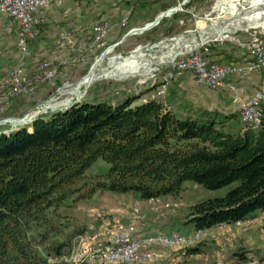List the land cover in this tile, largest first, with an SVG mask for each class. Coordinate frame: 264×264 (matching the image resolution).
Instances as JSON below:
<instances>
[{"label":"trees","instance_id":"1","mask_svg":"<svg viewBox=\"0 0 264 264\" xmlns=\"http://www.w3.org/2000/svg\"><path fill=\"white\" fill-rule=\"evenodd\" d=\"M177 2L135 0L121 34L132 19L145 16L148 6L156 4L160 12ZM180 15L159 23L168 26L165 35L175 31ZM224 53L231 63L243 54L224 43L205 55L224 64ZM105 88L95 86L79 103L0 134V264H72L65 257L89 228L61 210L105 192L150 200L179 196L187 181L207 189L239 183L224 197L192 205L184 216H170L161 225L169 231L207 230L264 212V117L254 126L217 111L178 115L157 97L134 105L148 89L103 94ZM100 157L110 163L109 173L87 176ZM209 247L203 240L185 252L202 254ZM248 253L241 248L233 257L247 260Z\"/></svg>","mask_w":264,"mask_h":264},{"label":"rangeland","instance_id":"2","mask_svg":"<svg viewBox=\"0 0 264 264\" xmlns=\"http://www.w3.org/2000/svg\"><path fill=\"white\" fill-rule=\"evenodd\" d=\"M183 1L184 0H178L177 5L172 8L179 6ZM190 1L191 0H188V2L176 12L181 13L182 16L180 15L181 17L176 21L175 31L168 36L165 35L168 26L162 28L159 27V23L165 18L170 19L171 16L176 13L164 17L158 24L150 29L129 34L125 39H123V37L131 29L143 28L148 23L153 22L157 16L151 21L143 23L141 26L129 28L124 34L114 29L108 42L104 46H100L86 53L85 61L70 68H63L61 66L54 68L57 74L55 84L50 83L48 80L40 82L37 87V92L33 96L16 99L14 104L7 110V113L0 116V134L10 132L13 127L11 121L3 123V120L8 118L12 120L22 119L39 111L44 104L52 103L51 107H53V109L49 110L53 111L68 108L78 99L77 95L71 93L72 90L79 84L83 77L89 74L92 67L97 64V61L102 58L103 55L104 58L100 63L99 73H106L111 69L110 63L112 58L119 56L121 59V57L130 56L137 49H140L144 53L143 61L149 63V71L137 69L138 73L135 74L98 78L87 87L86 91L85 87L81 89L82 95L79 96L80 101L87 96L88 90L96 86L106 87L102 91L103 94L109 92L111 89L114 91L120 89L137 91L148 89L140 100H142V98L157 97L164 101L172 100L178 105L191 104V100L187 98L190 96V92H186L180 87L179 79L183 76L173 80L168 85L163 96L158 97L156 95L159 81L168 73L171 61L176 57L179 58L178 56H180L182 52H186L189 48H195L197 44L203 48L207 45V42L214 39L219 40L220 38H225L224 36H240L247 39L248 34L239 33L241 29L253 30L254 28H258L264 30V25H252L240 19V17L248 15L253 11L250 7L249 0H239L235 2L234 4L237 6L236 8H231V11L224 9L221 11L222 8L227 7L226 4L222 3L223 0H219V2H217L218 0H196L193 5L188 7L187 5ZM123 2L124 0H72L67 6L73 10V18L75 20H78L82 16H88L93 18L95 22L104 19L113 21L114 17L129 12V10H122L121 4ZM157 6L158 5H150L148 8L150 10H152V8L157 9ZM63 10L64 9L58 8L55 10L54 15L56 18L60 16ZM148 12L149 11L146 10L145 14L150 16ZM154 29L157 30L154 31ZM71 33L74 34L75 37H78L75 30ZM57 34V30L54 29L52 25H49L43 31L42 39L38 41L37 44L32 45L34 57L28 62V72H33V70L37 68L36 66L47 58V55L55 46ZM202 38H206V40L201 41ZM15 43V32H6L0 25V72L5 71L17 63L18 53ZM225 43L230 44L227 42ZM174 55L176 57L172 58ZM226 57V53L222 54L223 60H226ZM65 72H67V76H64ZM153 80H156L157 83L152 84ZM140 82H145L141 85L142 87L139 86ZM153 85L156 86V88H152L151 86ZM110 167V163L105 158L100 157L87 169L86 175L89 177H103L109 173ZM238 185V182H233L219 189H207L194 181H187L179 196H172L173 198L170 201L163 200L165 197L150 199L148 207L150 213L148 212L149 214L141 216L142 208L137 206L133 208V216L136 220H144L145 218V220H147L146 222L151 225H163L170 216H184L190 206L208 199L224 197ZM104 194H106V197ZM124 195L132 196L129 194H114L110 192H105L101 195L98 194L91 199L93 201H83L87 204V207L84 208L85 210L81 209L80 212L88 214L91 211V207L98 204V202L100 203L103 198L105 200L107 198L106 202L111 206L115 197L117 198L118 196L121 197ZM109 213L108 211L107 214ZM97 218L99 219V217ZM97 218H94V220H97ZM106 218L111 219L108 215ZM79 220L88 223L89 219ZM111 225L112 222L105 224L103 227L96 228L95 230L89 231L88 229L89 232L87 231L86 233L88 237L87 241H104L113 231ZM180 232L186 231L183 229L180 230ZM206 232L207 234L204 236L203 240L208 242L210 247L206 248L204 253L189 255L185 252L186 247L161 249L156 259L145 264H264V212H260L247 220L234 224H220L212 229H207ZM77 246L78 244H75L73 250L77 249ZM79 247L80 246H78V248ZM241 248L249 252L247 260H238L233 257L234 252ZM65 260H69V256L65 257Z\"/></svg>","mask_w":264,"mask_h":264},{"label":"built area","instance_id":"3","mask_svg":"<svg viewBox=\"0 0 264 264\" xmlns=\"http://www.w3.org/2000/svg\"><path fill=\"white\" fill-rule=\"evenodd\" d=\"M71 1L0 0V25L6 32H15L18 53L17 63L0 72V116L7 113L16 99L33 96L40 82L48 80L55 84L57 74L54 68L76 66L85 61L87 52L108 42L115 29L114 23L104 19L96 22L89 30L83 26L76 27L73 10L67 6ZM57 8L64 9L58 18L54 15ZM223 9L231 11L228 6L221 11ZM129 15V12L124 15L122 27L128 25ZM49 25L58 32L55 46L33 72H28V62L34 57L32 45L39 40L42 29ZM134 29L127 34H131ZM74 30L78 37L71 33ZM239 33L248 34L247 39L240 36H224L225 38L207 42L203 48L197 44L195 48L182 52L179 58L176 57L177 59H173L169 64V71L159 81L156 95L163 96L173 80L188 72L194 75L200 85L212 89L226 87L236 92L237 85L228 81L230 76L234 73L245 75L258 70L261 73L260 87L243 103L240 118L244 123L259 125L264 117V30L241 29ZM225 42L243 52L241 63L222 64L205 55L209 47ZM64 76H67V72ZM143 83L145 82H140L139 86ZM156 83V80H153L152 84ZM47 104L40 109L46 108ZM11 120L8 118L3 122ZM206 234L203 229L191 232L138 234L134 223L117 221L113 231L104 241L88 242L87 234L81 235L76 242L80 247L77 246L66 261L72 264H145L156 259L161 249L190 247L201 242Z\"/></svg>","mask_w":264,"mask_h":264},{"label":"crops","instance_id":"4","mask_svg":"<svg viewBox=\"0 0 264 264\" xmlns=\"http://www.w3.org/2000/svg\"><path fill=\"white\" fill-rule=\"evenodd\" d=\"M127 3L124 1L121 4L122 10L125 11L133 9L135 5V0H128ZM156 5V4H155ZM139 6V5H138ZM140 8V7H139ZM145 9V8H144ZM147 10V9H146ZM146 10L144 13H146ZM148 14H152L156 12V9L150 10L148 9ZM152 11V12H151ZM162 12V11H160ZM160 13L159 11L156 12V16H158ZM125 15V14H124ZM124 15H119L118 17H114L113 23L115 26V29L122 32V26L121 22L124 17ZM153 16H147L145 14L144 17L141 18H134L132 19L131 27H137L141 26L145 22L151 21ZM142 19V20H141ZM141 20V21H137ZM96 22L93 20V18L88 16H82L78 20H75L76 27L83 26L87 27L88 30L91 29V27ZM119 33V32H118ZM220 45V44H219ZM222 47V46H221ZM236 63H241V60H235L232 59ZM224 64H230L231 60L226 59L223 60ZM180 80V87L182 90H185L186 92H190L189 98L191 100V104L189 105H183V104H175L172 100L166 101L169 108L173 109L178 115H185L189 111H197V110H205V111H217L223 115H230V116H237L239 121H241L240 118V112L241 107L244 102H246L260 87L261 84V73L258 70L251 71L245 75L234 73L228 81H231L237 85V91L233 92L232 90L226 88V87H220L216 89H212L203 85H200L196 82L195 77L192 73H185L183 77ZM147 98H142V100H138L135 102L134 105L142 104ZM106 197V194H104ZM172 196H167L163 198V200H172ZM104 199V198H103ZM101 199L102 201L95 206L91 207V211L88 214L81 213L80 210L87 207V204L85 202H80L76 206L73 207H64L62 208V213L71 217H75L77 219H89L88 220V228L90 230H95L96 228L103 227L107 223H111V227L114 228L115 223L117 221H121L123 223H129L132 222L136 226V232L138 234H154L157 232H166L170 233L172 231H169L168 228H163L161 225H151L148 224L144 218V220H136L133 216V208L140 206L142 208V215L149 214V203L150 200H137L134 199L132 196H121V197H115L114 201L112 202L111 206L106 202V200ZM93 201V200H91ZM110 212L107 214V212ZM106 212V213H105ZM149 212V213H148ZM103 215V216H101ZM110 216L111 219H107L106 217ZM99 217V219L97 218ZM94 218H97V220ZM194 229H190L189 232L193 231ZM88 231V232H89ZM174 231V230H173Z\"/></svg>","mask_w":264,"mask_h":264},{"label":"bare ground","instance_id":"5","mask_svg":"<svg viewBox=\"0 0 264 264\" xmlns=\"http://www.w3.org/2000/svg\"><path fill=\"white\" fill-rule=\"evenodd\" d=\"M238 1L239 0H225V1L223 0L222 3L227 4V6L230 8H236L237 5L234 3L238 2ZM249 1H250V7L252 8L253 11H252V13H250L248 15H244V16L240 17V19L245 20L252 25H264V0H249ZM205 40H206V38L201 39V41H205ZM175 57L176 56L174 55L172 58H175ZM103 58H104V55L102 56V58H100L97 61V64L92 67L89 74H87L85 77L82 78V80L72 90L71 93L76 94L78 97L81 96L82 95L81 89L83 87H89L94 81H96L98 78H101V77H115L118 75L124 76V75H128V74H135V73H138L137 69H141L143 71H149L150 70L149 63L143 61L144 53L140 49H137L136 51H134L130 56H127L124 58L121 57V59L119 56L112 58L111 63H110L111 69L109 71H107L106 73H104V72L99 73L100 72L99 66H100V63H101ZM161 61H163V60H161ZM51 104L52 103H48L47 104L48 107L49 106L51 107L52 106ZM36 112L27 116L25 118V121H29L31 119V116L33 114H35ZM11 122L13 123V125L16 124V120H11ZM3 123H5V122H3Z\"/></svg>","mask_w":264,"mask_h":264},{"label":"water","instance_id":"6","mask_svg":"<svg viewBox=\"0 0 264 264\" xmlns=\"http://www.w3.org/2000/svg\"><path fill=\"white\" fill-rule=\"evenodd\" d=\"M188 2V0H184L179 6H177V7H175V8H172V9H169V10H167V11H164V12H162V13H160L156 18H155V20L153 21V22H151V23H148L145 27H143V28H140V29H134V30H132L131 31V33H134V32H137V31H145V30H147V29H150L151 27H153V26H155L156 24H158L164 17H166V16H169V15H171V14H173V13H176L177 11H179L181 8H182V6L184 5V4H186ZM129 34H126L124 37H123V39H125L127 36H128ZM86 89H87V87H85V91H86ZM80 102V98L78 97V99L76 100V101H74L70 106H72V105H74V104H77V103H79ZM69 106V107H70ZM49 109H53L52 107H46V108H42V109H40L38 112H36L35 114H33L32 116H31V119L29 120V121H25V118L27 117H24V118H22V119H17L16 120V124L15 125H13V127L11 128V131H14V130H16V129H18L19 127H22V126H26V125H29V124H32L35 120H36V118L38 117V116H40V115H42L43 113H45V112H47V110H49ZM29 116V115H28Z\"/></svg>","mask_w":264,"mask_h":264}]
</instances>
